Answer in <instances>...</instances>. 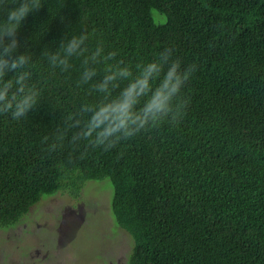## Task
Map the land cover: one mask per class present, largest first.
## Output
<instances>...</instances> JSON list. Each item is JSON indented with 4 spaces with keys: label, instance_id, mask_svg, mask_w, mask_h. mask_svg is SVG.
I'll list each match as a JSON object with an SVG mask.
<instances>
[{
    "label": "trees",
    "instance_id": "obj_1",
    "mask_svg": "<svg viewBox=\"0 0 264 264\" xmlns=\"http://www.w3.org/2000/svg\"><path fill=\"white\" fill-rule=\"evenodd\" d=\"M41 3L19 28L38 102L20 120L0 114V229L44 195L77 197L87 179L108 177L111 213L133 240L128 264H264V0ZM81 33L90 49L115 51L108 63L129 66L133 78L166 48L182 67L195 64L183 119L108 151L73 144L71 133L51 150L69 113L115 102L134 82L98 93L91 87L105 75L103 62L83 85L82 57L66 72L50 67L41 50Z\"/></svg>",
    "mask_w": 264,
    "mask_h": 264
},
{
    "label": "clouds",
    "instance_id": "obj_2",
    "mask_svg": "<svg viewBox=\"0 0 264 264\" xmlns=\"http://www.w3.org/2000/svg\"><path fill=\"white\" fill-rule=\"evenodd\" d=\"M42 7L41 0H0V114L11 115L13 120L25 118L36 106L40 90L29 83L32 73L27 69L32 54L19 38V28L33 11ZM88 33L61 37L57 50L42 49L50 67L66 72L72 67L73 58H83L78 85L88 84L97 75L95 65L105 64V75L91 90L110 94L124 80H133L124 87L115 102L84 104L76 113H69L62 128L53 134L51 150L63 145L71 133L70 142L86 141L92 148L108 151L122 140H129L164 123L178 124L186 114L190 98L183 89L196 71L195 64L182 67L179 59H172L171 48L164 49L157 58L146 65H138L140 74L133 78L129 66L108 62L117 53L106 55L102 44L90 49L86 41ZM9 73H12L11 78ZM162 74V75H161ZM159 83L153 87L152 80ZM142 102V103H141ZM141 107L137 111L136 106ZM48 140L49 137H45Z\"/></svg>",
    "mask_w": 264,
    "mask_h": 264
},
{
    "label": "rangeland",
    "instance_id": "obj_3",
    "mask_svg": "<svg viewBox=\"0 0 264 264\" xmlns=\"http://www.w3.org/2000/svg\"><path fill=\"white\" fill-rule=\"evenodd\" d=\"M112 194L103 177L87 179L77 197L42 196L15 226L0 229V264H128L133 240L111 213Z\"/></svg>",
    "mask_w": 264,
    "mask_h": 264
}]
</instances>
